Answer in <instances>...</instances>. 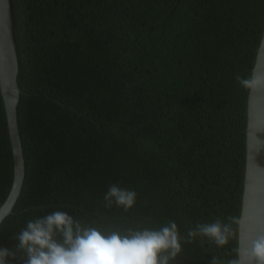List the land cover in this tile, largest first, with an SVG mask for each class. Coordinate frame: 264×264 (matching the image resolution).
Returning a JSON list of instances; mask_svg holds the SVG:
<instances>
[{"label": "trees", "instance_id": "16d2710c", "mask_svg": "<svg viewBox=\"0 0 264 264\" xmlns=\"http://www.w3.org/2000/svg\"><path fill=\"white\" fill-rule=\"evenodd\" d=\"M24 179L0 222V247L55 209L107 226L181 235L239 215L248 91L264 0H10ZM14 160L0 94V206ZM136 191L128 212L103 207L110 184ZM196 238L175 264L226 258ZM9 264H23L19 259Z\"/></svg>", "mask_w": 264, "mask_h": 264}, {"label": "clouds", "instance_id": "9594fccd", "mask_svg": "<svg viewBox=\"0 0 264 264\" xmlns=\"http://www.w3.org/2000/svg\"><path fill=\"white\" fill-rule=\"evenodd\" d=\"M235 80L250 93L264 90V74L255 69L247 76L237 73ZM136 200V191L113 183L104 194L103 207L111 209L115 205L128 212ZM243 228L241 216L229 215L198 222L185 236L173 220L158 228L107 226L97 219L86 221L55 209L28 220L12 237V248L0 247V264L16 259L23 264H175L184 244L199 237L223 249L233 240L238 241ZM210 264H264V234H255L243 246H233L226 258L212 256Z\"/></svg>", "mask_w": 264, "mask_h": 264}, {"label": "water", "instance_id": "95a60500", "mask_svg": "<svg viewBox=\"0 0 264 264\" xmlns=\"http://www.w3.org/2000/svg\"><path fill=\"white\" fill-rule=\"evenodd\" d=\"M253 69L264 74V30ZM252 69V71H253ZM18 59L15 50L10 0H0V94L3 99L14 160L11 190L0 206V222L12 211L24 179V157L17 124V104L21 89L17 81ZM240 216L244 228L238 235L240 246L255 234H264V90L248 93L246 163ZM254 228L255 232H250Z\"/></svg>", "mask_w": 264, "mask_h": 264}]
</instances>
